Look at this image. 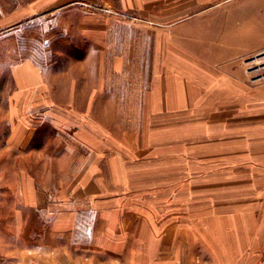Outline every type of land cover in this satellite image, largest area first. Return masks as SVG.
<instances>
[{
    "label": "crops",
    "instance_id": "crops-1",
    "mask_svg": "<svg viewBox=\"0 0 264 264\" xmlns=\"http://www.w3.org/2000/svg\"><path fill=\"white\" fill-rule=\"evenodd\" d=\"M229 2L0 0V60H5L0 61V74L8 77L0 88V155L15 156L8 186L0 172V221L9 220L7 227L0 225V264L198 262L188 237L193 228L188 231L174 211H165L159 191L129 189L138 181L131 177L135 168L127 161L135 164L144 157L140 146L160 145L161 131H175L179 118L192 115L194 108H224V99L236 96V58L249 46L241 47L237 31H227L225 19L220 20L219 11ZM49 10L73 12L78 29L73 42L83 43L86 51L73 60L87 61H73L72 67L58 71L66 80L58 84L60 97L52 100L45 93L41 102L53 112L35 121L32 51L24 61L16 60L17 33L35 14ZM31 40L25 37L24 42ZM77 107L87 108L89 122L97 108L104 107V120L110 124L111 108H126L120 122L133 123L134 128L121 130V138L135 139L132 151L124 148L127 143L114 142L111 131H98L89 123L75 128L77 144L56 149L55 164L53 158L42 162V177H36L37 164L18 176L17 152L36 149L31 145L38 126L32 123L50 122L59 128L64 123V128L65 116ZM73 110L75 121L83 123L84 116ZM63 149L71 158L65 163L57 157ZM250 208L236 209V220L227 226L231 231L220 226L224 231L219 232L218 227L215 235L226 250L213 247L216 258L206 256L200 264H231L230 244L236 252L233 264H264V203L260 209ZM217 219L224 223L225 217Z\"/></svg>",
    "mask_w": 264,
    "mask_h": 264
},
{
    "label": "rangeland",
    "instance_id": "rangeland-1",
    "mask_svg": "<svg viewBox=\"0 0 264 264\" xmlns=\"http://www.w3.org/2000/svg\"><path fill=\"white\" fill-rule=\"evenodd\" d=\"M229 3V7H223L224 11L220 9V20L225 19L224 23L227 25L224 27L227 31L232 28L237 31L236 38L241 47L249 46L248 49L241 50L239 58H236V96L224 99V108H194L192 115L179 118L175 131L170 133L168 128L164 129V133L161 131L160 145L157 144L155 148L140 146L139 150L145 152L144 157L135 164L127 161L129 168H135L131 171V177L138 181L129 189L134 193L143 192L142 190L152 193L154 189L159 191L160 205L166 206L165 211H174L178 215V221L186 226L188 231L193 228L190 231L193 230V233L187 235L192 237L193 256L197 263L207 261L206 256L214 259L217 251L226 250L215 234L218 227L219 232L221 227L226 233L231 231L227 226L236 220V209L249 210L254 206L260 209L264 203V0H231ZM57 12H38L26 26L18 28L16 60L24 61L28 52L32 51L34 71L31 110L35 121L39 120L40 116L47 115L46 112H53L41 102L45 93L49 94L52 100L60 97L57 92L58 84L66 80L58 71L72 67L73 61L81 64L87 61L84 57L73 60V57L86 53L83 43L78 40L73 42V38L78 37V29L72 22L73 12L67 11L62 15ZM227 15L229 16L224 18ZM234 20L236 24L233 23ZM197 29L200 31V27ZM25 37L27 40L32 38L31 42H24ZM69 39L71 41H68ZM2 45L0 41V47ZM3 61L5 60H2V63ZM6 84L8 77L0 74V88ZM5 94L3 97L7 98L8 92ZM22 97L24 98L23 95ZM70 109L72 114L65 116L64 128V123L60 128L50 122L32 123L34 128L38 126L31 145L36 149L26 154L17 152L18 176L21 170L37 164V168H33L38 172L36 177H42L46 173L41 170L42 162L53 158L52 163L55 164L56 149L63 148L67 143L74 146L73 142H77L76 138L74 139L75 131L89 123L98 131H111L114 142H125L127 145L124 144V148L132 151L131 142L135 139L121 138V130L134 128L133 123L120 122L122 111H126V108H111L114 118L111 124L104 120V107L97 108L96 117L92 122H89L87 114H84L87 108ZM73 109H77L78 114L84 116L83 123L75 121ZM208 115L212 118L209 121L206 120ZM174 135L175 142V139L169 138ZM136 140L138 145L142 141L140 138ZM1 146L3 147V144ZM14 157L0 155L2 183L7 184L4 186H8L9 179L13 178L8 168ZM57 157L61 163L71 159L64 149ZM18 176L16 178H19ZM153 182H158L159 185L153 186ZM146 183L148 184L144 186ZM146 204L152 205V202ZM217 216H224V223L217 219ZM8 221L3 218L0 221L1 227H7ZM38 224L39 222L34 229L38 228ZM209 244L211 248L207 250ZM213 247H218V250H213ZM227 249L230 253L228 260L231 259L233 264L236 260L235 249L232 244Z\"/></svg>",
    "mask_w": 264,
    "mask_h": 264
}]
</instances>
